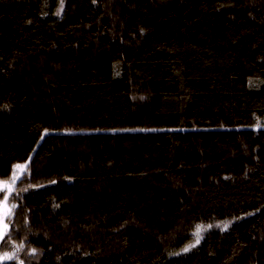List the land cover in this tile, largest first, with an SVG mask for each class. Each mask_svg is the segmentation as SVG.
Masks as SVG:
<instances>
[{
    "label": "trees",
    "instance_id": "obj_1",
    "mask_svg": "<svg viewBox=\"0 0 264 264\" xmlns=\"http://www.w3.org/2000/svg\"><path fill=\"white\" fill-rule=\"evenodd\" d=\"M0 180V264H264V0H0Z\"/></svg>",
    "mask_w": 264,
    "mask_h": 264
},
{
    "label": "rangeland",
    "instance_id": "obj_2",
    "mask_svg": "<svg viewBox=\"0 0 264 264\" xmlns=\"http://www.w3.org/2000/svg\"><path fill=\"white\" fill-rule=\"evenodd\" d=\"M18 165L24 166L23 164H18ZM22 169L15 168V172L13 176L17 178V176L19 175ZM12 180H15V179L12 178ZM4 184H7V187L3 188V190H0V238L5 232L6 227H7L5 216L9 212V205L6 201V197H7L8 192L11 189L13 181L0 180V187H2ZM0 258H3V256H0Z\"/></svg>",
    "mask_w": 264,
    "mask_h": 264
},
{
    "label": "snow or ice",
    "instance_id": "obj_3",
    "mask_svg": "<svg viewBox=\"0 0 264 264\" xmlns=\"http://www.w3.org/2000/svg\"><path fill=\"white\" fill-rule=\"evenodd\" d=\"M14 167L17 168V169H22V168H24V167H26V166L15 165ZM15 178H16V177L13 176V179H15ZM6 187H7V184H4L2 187H0V190H3V188H6ZM7 258H10V257H7Z\"/></svg>",
    "mask_w": 264,
    "mask_h": 264
}]
</instances>
